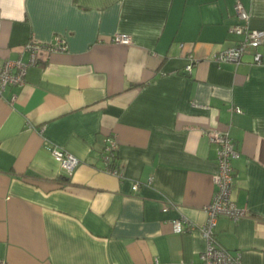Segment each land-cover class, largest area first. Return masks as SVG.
Returning a JSON list of instances; mask_svg holds the SVG:
<instances>
[{
	"label": "crops",
	"instance_id": "1",
	"mask_svg": "<svg viewBox=\"0 0 264 264\" xmlns=\"http://www.w3.org/2000/svg\"><path fill=\"white\" fill-rule=\"evenodd\" d=\"M240 1L264 29V0ZM235 2L0 0V62L27 64L0 92V262L195 264L201 231L171 221L204 223L217 169L207 132L219 129L238 151L231 197L246 214L219 216L215 237L264 264V40L260 63L251 49L212 57L238 40ZM117 32L131 42L113 43ZM55 35L66 50L23 49ZM109 135L121 176L104 169ZM48 143L81 160L70 174Z\"/></svg>",
	"mask_w": 264,
	"mask_h": 264
},
{
	"label": "built area",
	"instance_id": "2",
	"mask_svg": "<svg viewBox=\"0 0 264 264\" xmlns=\"http://www.w3.org/2000/svg\"><path fill=\"white\" fill-rule=\"evenodd\" d=\"M234 16L237 20L229 27V31L238 35V40L213 54V60L219 65L226 60L238 62L244 52L252 50V60L260 63L262 56L258 46L264 40V29L249 26V12L240 0H236L233 6ZM111 41L117 44H128L131 37L128 33L117 32L111 36ZM67 44L64 37L55 35L51 41L45 42L36 38H30L23 49L28 50L32 60H36L41 52L66 50ZM193 58H191V61ZM27 64L21 58H4L0 62V92L8 84L22 85ZM192 63L185 65L186 72L191 71ZM238 110V108H233ZM208 138L213 142L216 151L217 169L213 174V182L216 186L210 201L204 206L206 219L201 225H196L182 218H175L171 221L172 229L175 232L189 230L197 227L205 239V247L199 253V259L195 264H241V257L238 252H230L216 239L214 227L219 216H228L238 220L246 214V209L238 206L231 197V187L234 177L232 159L238 155L234 141L226 130L210 129L207 132ZM47 150L59 163L60 167L70 174L80 163V159L65 149L52 144H46ZM117 145L112 135L104 139V169L110 174L121 176L120 165L116 160ZM151 177L148 178V182ZM138 183L132 185L135 190ZM157 260H155V264ZM3 264V262H0Z\"/></svg>",
	"mask_w": 264,
	"mask_h": 264
},
{
	"label": "trees",
	"instance_id": "3",
	"mask_svg": "<svg viewBox=\"0 0 264 264\" xmlns=\"http://www.w3.org/2000/svg\"><path fill=\"white\" fill-rule=\"evenodd\" d=\"M235 22H237V20L235 21ZM234 24V23H233ZM251 27V26H250ZM238 36V35H237ZM239 37V36H238ZM116 155H117V150H116ZM116 160H117V157H116ZM65 176H67L66 174H64Z\"/></svg>",
	"mask_w": 264,
	"mask_h": 264
}]
</instances>
